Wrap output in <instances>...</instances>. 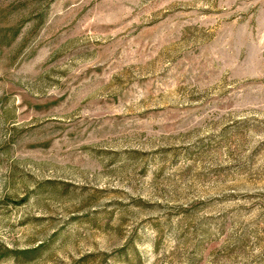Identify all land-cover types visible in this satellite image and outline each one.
I'll use <instances>...</instances> for the list:
<instances>
[{
	"label": "rangeland",
	"instance_id": "rangeland-1",
	"mask_svg": "<svg viewBox=\"0 0 264 264\" xmlns=\"http://www.w3.org/2000/svg\"><path fill=\"white\" fill-rule=\"evenodd\" d=\"M0 264H264V0H0Z\"/></svg>",
	"mask_w": 264,
	"mask_h": 264
}]
</instances>
